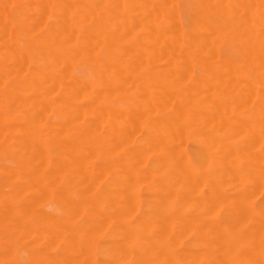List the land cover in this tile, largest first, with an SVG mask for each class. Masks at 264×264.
<instances>
[{
  "label": "bare ground",
  "instance_id": "obj_1",
  "mask_svg": "<svg viewBox=\"0 0 264 264\" xmlns=\"http://www.w3.org/2000/svg\"><path fill=\"white\" fill-rule=\"evenodd\" d=\"M0 264H264V0H0Z\"/></svg>",
  "mask_w": 264,
  "mask_h": 264
}]
</instances>
